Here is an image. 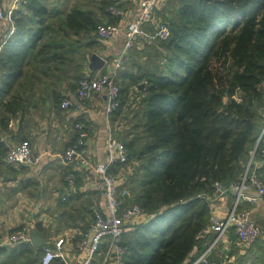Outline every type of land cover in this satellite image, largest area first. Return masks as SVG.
<instances>
[{
    "label": "trees",
    "instance_id": "trees-1",
    "mask_svg": "<svg viewBox=\"0 0 264 264\" xmlns=\"http://www.w3.org/2000/svg\"><path fill=\"white\" fill-rule=\"evenodd\" d=\"M59 1L49 6L48 0H25L14 10L15 29L0 52V105L12 113L23 106L20 95L13 93L4 103L3 98L20 85L27 64L34 67L28 74L50 73L51 82L69 75L75 88L86 75L85 48L94 41L82 42L87 35L70 41L68 37L94 30L99 22L119 20L108 9L117 0ZM167 8L156 9L155 18ZM96 10L107 17H97ZM163 21L169 36L141 42V47L134 43L117 75L120 103L111 122L119 118L132 124L117 132L128 157L112 169L119 178L128 161L137 162L124 203H138L145 210L123 233L122 264H189L213 240V188L220 183L231 190L230 184L240 179L264 121V0H177L173 14ZM146 27L151 29V22ZM58 28L67 30L60 35ZM163 49L172 53L164 55ZM143 79L147 85L136 89ZM132 86L140 92L142 111L128 116L122 108ZM57 99L59 104L62 97ZM76 121L88 129L85 119H74V136L67 145L78 135ZM5 151L0 141V152ZM254 157L259 158L258 148ZM259 170L264 173L261 166ZM251 205L242 201L239 206ZM34 227L42 234L49 231L40 221ZM226 237V245L218 243L211 253L218 264H264V231L246 246L233 227ZM39 252L40 246L30 240L13 242L6 264L32 261ZM101 257L96 254L95 261Z\"/></svg>",
    "mask_w": 264,
    "mask_h": 264
},
{
    "label": "crops",
    "instance_id": "crops-1",
    "mask_svg": "<svg viewBox=\"0 0 264 264\" xmlns=\"http://www.w3.org/2000/svg\"><path fill=\"white\" fill-rule=\"evenodd\" d=\"M73 1L75 0H70L71 3ZM117 1L122 10L119 20L125 22L134 16L139 0ZM9 2L10 0H2L1 4ZM59 3V0H48L49 6H56ZM70 7L71 4L68 8ZM95 13L101 19L107 17V14L98 10ZM66 30L58 28L60 35ZM5 32L6 25L2 23L0 38ZM95 33V29L87 32L83 30L80 35L71 33L68 37L70 41L81 35H87L86 39L82 36L84 38L82 42L94 41L90 48L85 46L86 52L82 64L86 75L91 71L96 74L110 65L123 45V32L107 40L100 39ZM52 34L57 38L56 32ZM65 45H68L67 41ZM137 45L141 47L143 44L138 42ZM93 53L104 58V64L98 69L92 68L90 64ZM32 76L27 90L19 89L17 83L3 98V103L8 102L13 93H18L22 99V107L12 113L11 110L0 105V135H3L9 143L23 138L28 139L33 153L41 156L39 164L22 165L19 170H15L5 163V153L0 152V264H6L9 247L13 243L8 240V233L18 225H25L29 231L35 229L36 221H40L49 229L43 234L35 229L36 233L43 240L53 244L58 238L63 237L62 247L66 257L73 264H79L80 256L72 245V239L89 221L93 208L104 205V195L101 188L94 184L97 175L91 169L82 167L75 158L64 159L62 153L65 146L73 139L74 119L82 117L88 127L84 153L94 162L104 160L108 131L105 115L106 96L102 92L92 95L84 102H79L75 99L74 87L69 75L68 78L56 82H51L52 74H41L39 70H36ZM23 78L25 79L22 77L20 80ZM135 91L129 88L128 96L134 94L137 98ZM58 97H69L73 100V104L61 108L57 102ZM127 104L126 101L123 107ZM263 164L258 163L259 167L264 168ZM68 174L73 175V180L67 178ZM246 191L254 193V188H248ZM233 201L234 193L224 188L223 192L213 200L211 213L225 215ZM249 208L255 219L264 218V199L252 203ZM142 217L143 215L135 217L131 223H136ZM32 244L38 247L33 242ZM40 248L43 252L44 247L40 246ZM39 258L36 257L29 262L18 260L17 263L39 264ZM58 261L60 262V258H56L54 264Z\"/></svg>",
    "mask_w": 264,
    "mask_h": 264
},
{
    "label": "built area",
    "instance_id": "built-area-1",
    "mask_svg": "<svg viewBox=\"0 0 264 264\" xmlns=\"http://www.w3.org/2000/svg\"><path fill=\"white\" fill-rule=\"evenodd\" d=\"M165 1L139 0L137 11L129 20L125 22L119 20L115 23L99 22L95 32L100 39L107 40L120 32L124 33L122 49L110 65L92 76L81 77L74 88L75 99L79 102H84L92 95L103 92L106 96L105 115L108 122L104 160L94 162L84 153L82 146L86 143L87 130L82 121L75 122L74 126L78 129V135L62 153L64 159L77 158L84 168L91 169L97 175L94 184L101 188L104 195V205L93 208L92 219L88 226L80 230L72 239V245L80 256L79 264H122L126 248L123 244V233L133 227V224L130 226L127 224L131 223L135 217L142 216L145 211L138 203L125 204L129 190L125 185L118 187V178L112 165L126 161L128 151L124 142L115 135L116 129L122 124L118 121L112 124L111 114L118 109L120 103L117 75L122 67L124 54L134 43L149 42L154 38L166 39L170 34L168 24L165 21H156L155 18L156 9L162 7ZM23 2L25 0H10L9 3H3L0 6V25L2 23L6 25V32L0 38V52L14 32V10ZM116 3L109 5L108 9L111 13L121 16L122 10L116 6ZM148 22L152 24L151 29L146 27ZM145 85L147 80L143 79L139 86L134 85V87L141 90ZM260 85L264 89V79ZM72 104L73 100L65 97L59 102V107L67 108ZM0 141L6 146L5 163L15 170H19L22 165L39 164L41 161V156L33 153L28 139L9 143L3 135H0ZM256 148L259 154L257 160L254 157ZM258 163H264V121L240 179L230 184L231 191L234 193L231 208L223 216L217 212L211 213L209 231L214 233V238L189 264H218L211 257V253L218 243L222 242L226 245V232L230 227H233L239 242L244 246L251 244L263 234L264 229L260 223L256 222L250 208L239 206L242 201L256 203L259 199H264V173L260 172ZM67 178L73 180V175L68 174ZM248 188H254V193H248L246 191ZM213 189L212 201L223 192L224 187L217 183ZM7 237L10 242L28 241L30 231L25 225L17 226L8 233ZM62 242L63 237H60L54 242V248L44 247L39 264H54L56 258H60L61 264H73L66 257ZM102 244L105 246L102 247ZM98 253H102V257L95 261V255Z\"/></svg>",
    "mask_w": 264,
    "mask_h": 264
},
{
    "label": "rangeland",
    "instance_id": "rangeland-1",
    "mask_svg": "<svg viewBox=\"0 0 264 264\" xmlns=\"http://www.w3.org/2000/svg\"><path fill=\"white\" fill-rule=\"evenodd\" d=\"M165 6H167L168 8L165 10V11H158L157 12V15H156V21H163V20H166L167 21V19L169 18V15H172L173 14V12H174V10H175V8H176V6H177V0L175 1H173V2H171V4H170V2H169V0H166L165 1V3H164V5L162 6V7H165ZM161 8V7H160ZM160 8H158V9H160ZM172 52L171 51H167L166 49H163V52H162V54H171ZM157 59V58H156ZM31 69H33V70H31ZM34 72V67L32 66V64L31 63H29V64H27V66L25 67V74H24V77H25V79H26V82H24L25 81V79L23 78L22 80H21V83H20V85L18 86L19 87V89H23V91H25V90H27L28 89V86H29V82L31 81L30 79H32L33 78V76L32 75H30V74H28L29 72ZM132 88H133V86H132ZM134 89V88H133ZM137 94L138 93H140V92H138L137 90L135 91ZM127 105H125L123 108H122V112H125V113H127V115L128 116H130V115H133V113H134V111L136 110V111H138V113H140L141 111H142V103L140 102V99H139V101H138V98H136L135 97V95L134 94H131L130 95V97L127 99ZM126 120V119H125ZM125 120H122V119H119L118 118V120H116V121H118V122H121V127H118L117 129H116V132H115V135H116V137L118 138V139H120L118 136H117V132L118 131H122V130H125V128L127 127H129V125L130 124H132V123H130V122H128V123H124L125 122ZM138 121L140 120V116H139V118L137 119ZM136 130H137V128H135V127H133V131H135L136 132ZM121 140V139H120ZM136 161L135 160H132V161H128L127 163H126V165H124V172H122L120 175H121V177L119 176V178L117 179V183L118 184H120V183H122V185H121V187L122 186H124V184L126 183V182H128L127 184H125V186L128 188V190H130L131 188H132V184H129L130 182L128 181L129 180V177L132 175V172H134V166L136 165ZM128 184H129V186H128ZM129 195V194H128ZM127 197V196H126ZM130 197L131 196H129L128 197V199H130ZM139 217V216H138ZM142 219V218H141ZM141 219H139V220H141ZM132 223H128L127 224V226H130ZM49 227V226H48ZM40 256V252L39 253H37L36 254V257H39Z\"/></svg>",
    "mask_w": 264,
    "mask_h": 264
},
{
    "label": "water",
    "instance_id": "water-1",
    "mask_svg": "<svg viewBox=\"0 0 264 264\" xmlns=\"http://www.w3.org/2000/svg\"><path fill=\"white\" fill-rule=\"evenodd\" d=\"M90 64H91L92 68L98 69L104 64V58L97 53H93L91 55V63ZM229 184H230L229 181L224 182V185H229ZM256 222L260 223L264 229V218H258V219H256ZM30 239L34 244H36L38 246L50 247V248L55 247V245L53 243L43 240L41 238V236L38 235L36 233L35 229H33V228L30 230Z\"/></svg>",
    "mask_w": 264,
    "mask_h": 264
}]
</instances>
